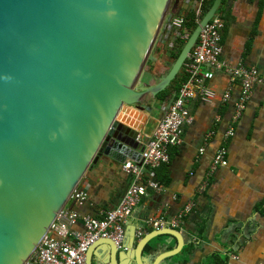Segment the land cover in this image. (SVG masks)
Instances as JSON below:
<instances>
[{
    "label": "water",
    "instance_id": "water-1",
    "mask_svg": "<svg viewBox=\"0 0 264 264\" xmlns=\"http://www.w3.org/2000/svg\"><path fill=\"white\" fill-rule=\"evenodd\" d=\"M170 2L0 0V264H25L35 254L102 156L141 161L144 147L118 121L121 109L172 83L222 0L203 15L167 74L136 90ZM163 235L177 245L157 254L163 244L152 241ZM135 242L121 250L99 239L85 264H147L151 257L160 264L185 245L170 227Z\"/></svg>",
    "mask_w": 264,
    "mask_h": 264
},
{
    "label": "crops",
    "instance_id": "crops-1",
    "mask_svg": "<svg viewBox=\"0 0 264 264\" xmlns=\"http://www.w3.org/2000/svg\"><path fill=\"white\" fill-rule=\"evenodd\" d=\"M197 5V0H171L135 84L136 90L156 85L167 74L176 60L172 51L180 46L176 43L181 37L180 27L175 26V21ZM217 13L225 22L221 32L222 59L232 67L239 64L256 67L263 82L255 86L242 116L234 123L233 135L228 136L241 88L233 83L231 96L226 99L231 83L228 74L208 65L203 67L214 72V77L204 82L211 96L207 99L196 97L189 102L191 122L185 125L182 144L170 148L168 164L146 172L147 181L159 182L161 186L158 189L149 187L134 209L126 225V240L121 250H127L124 246L130 245L133 237L136 245L153 231L146 226L148 232L138 236V230L143 229L147 220L171 219L185 205L193 203L191 213L179 230L185 245L195 242L198 246L187 262L180 258L178 264H202L214 252L228 253V264H264V0H222ZM190 35L182 37L187 41ZM159 93L156 97L151 94L139 97L136 102L125 105L118 115L119 122L138 133L142 147L153 135L178 91L172 90L165 99ZM222 146L227 149L228 165L219 167L207 180L209 166ZM122 166L123 163L102 156L76 189L86 198L71 197L65 209L101 216L114 208L131 183V176ZM203 218L207 219V224L200 237L197 228ZM75 228L83 229L81 224ZM152 243L163 244L159 254L175 248L177 240L163 235ZM99 252L103 256L107 254L104 250ZM153 258L146 259L147 264H152ZM130 259L134 263L133 257Z\"/></svg>",
    "mask_w": 264,
    "mask_h": 264
},
{
    "label": "built area",
    "instance_id": "built-area-1",
    "mask_svg": "<svg viewBox=\"0 0 264 264\" xmlns=\"http://www.w3.org/2000/svg\"><path fill=\"white\" fill-rule=\"evenodd\" d=\"M204 1L199 0L196 6L198 23L203 17L201 6ZM182 23L183 19L180 18L175 21V26L181 27ZM224 26V19L217 13L202 28L198 42L185 64L187 79L180 86L177 96L165 111L151 138L148 139L141 161L131 160L123 163L122 168L131 176V183L118 204L104 212L101 217L82 215L67 209L62 210L52 223L49 233L39 244L35 254L25 264H85L88 248L102 238L111 239L119 249H122L126 225L134 209L147 194L149 187L158 189L161 186L159 182L147 181L146 172L163 164H168L170 148L182 144L185 125L191 122L188 104L196 97L207 99L211 96V90L204 82L214 77L213 69L225 72L230 78L231 83L225 94L226 99L231 96L233 83L239 84L241 88L235 102L232 124L226 134L228 136L233 135L234 123L242 116L254 93L255 86L262 83L263 78L256 67H248L243 64L232 67L222 59L221 32ZM205 65L213 69L204 70ZM227 165V149L222 146L216 152L209 166L206 179H210L219 167ZM72 197L77 200H84L86 195L76 190ZM192 209L193 203H189L171 219H149L145 222L143 229L138 230L137 234L140 237L147 233L146 226L153 230L166 227L179 230ZM77 224H81L83 229H76Z\"/></svg>",
    "mask_w": 264,
    "mask_h": 264
},
{
    "label": "trees",
    "instance_id": "trees-1",
    "mask_svg": "<svg viewBox=\"0 0 264 264\" xmlns=\"http://www.w3.org/2000/svg\"><path fill=\"white\" fill-rule=\"evenodd\" d=\"M199 2V0H197ZM215 0H205L202 3L201 6V11H202V15H204L213 5ZM220 12V11H219ZM219 14V13H218ZM181 19H183V23L181 25V27L179 28V32L181 34V37L176 39V43L179 44V48L176 50L172 51V57L174 59H176L180 53V49L181 47L184 45V43L186 42V39L184 37H182V35H189L193 32V30L197 27L198 25V16L196 14V7L193 9H190L189 11H187L185 13V15L180 16ZM187 79V74L185 72V66L182 69L181 73L179 74V76L172 82V85L165 91H161L159 93V96L163 97L164 99L169 96L170 92L172 90H179L180 86L182 85L183 82H185ZM102 216V215H101ZM96 216V217H101ZM206 224H207V219H202L199 222L197 231H198V235L201 237L204 234L205 228H206ZM197 244L195 242H189L186 245H184V248L182 249V251L170 258H167L166 260H164V264H178V262H180V258H183L184 262H187L188 259L190 258L191 254L193 253V251L197 248ZM229 263V254L228 253H221V252H214L212 253L209 258L202 262V264H228Z\"/></svg>",
    "mask_w": 264,
    "mask_h": 264
}]
</instances>
